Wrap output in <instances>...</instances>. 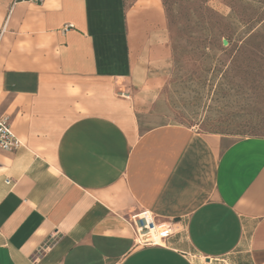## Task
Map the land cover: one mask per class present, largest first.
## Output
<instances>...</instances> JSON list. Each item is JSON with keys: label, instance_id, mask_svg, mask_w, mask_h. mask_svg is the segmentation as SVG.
Wrapping results in <instances>:
<instances>
[{"label": "crops", "instance_id": "obj_1", "mask_svg": "<svg viewBox=\"0 0 264 264\" xmlns=\"http://www.w3.org/2000/svg\"><path fill=\"white\" fill-rule=\"evenodd\" d=\"M171 64L162 0H0V264H264V137L151 123Z\"/></svg>", "mask_w": 264, "mask_h": 264}, {"label": "rangeland", "instance_id": "obj_2", "mask_svg": "<svg viewBox=\"0 0 264 264\" xmlns=\"http://www.w3.org/2000/svg\"><path fill=\"white\" fill-rule=\"evenodd\" d=\"M230 1L162 0L172 64L151 123H178L232 138L264 137V62L246 58L238 66L230 52L264 35V0H233L235 8ZM224 39L231 42L225 46ZM221 45L228 51L219 50Z\"/></svg>", "mask_w": 264, "mask_h": 264}, {"label": "built area", "instance_id": "obj_3", "mask_svg": "<svg viewBox=\"0 0 264 264\" xmlns=\"http://www.w3.org/2000/svg\"><path fill=\"white\" fill-rule=\"evenodd\" d=\"M18 1V0H16ZM41 3L44 0H27ZM23 143L14 131L8 115H0V149L13 152L22 148ZM7 182H10L7 180ZM138 245H166L174 234L173 226L167 222H157L153 213L143 210L128 220Z\"/></svg>", "mask_w": 264, "mask_h": 264}, {"label": "trees", "instance_id": "obj_4", "mask_svg": "<svg viewBox=\"0 0 264 264\" xmlns=\"http://www.w3.org/2000/svg\"><path fill=\"white\" fill-rule=\"evenodd\" d=\"M262 1V0H261ZM230 4L232 7H236V3L233 2V0L230 1ZM229 41V43L231 42L230 39H227ZM223 44V43H222ZM219 50L226 52L227 47H224V45L219 46ZM231 55H233L234 57V64H244L246 63V58H251L252 60L253 57H256L257 59H255L254 61L257 63H262L264 62V35H261L259 37V35H255L254 37H252V39L250 40H246L242 45H236L233 49L230 50ZM236 58V59H235ZM239 58H244V59H240V61L238 60ZM238 61V63H237ZM238 66H240L238 64ZM247 67H249V65H247Z\"/></svg>", "mask_w": 264, "mask_h": 264}, {"label": "water", "instance_id": "obj_5", "mask_svg": "<svg viewBox=\"0 0 264 264\" xmlns=\"http://www.w3.org/2000/svg\"><path fill=\"white\" fill-rule=\"evenodd\" d=\"M223 44H224L225 46H227V45L229 44V41H228L227 39H224V40H223Z\"/></svg>", "mask_w": 264, "mask_h": 264}]
</instances>
